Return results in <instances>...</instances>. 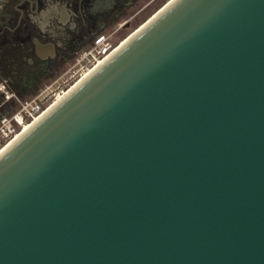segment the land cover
<instances>
[{
  "label": "water",
  "instance_id": "1",
  "mask_svg": "<svg viewBox=\"0 0 264 264\" xmlns=\"http://www.w3.org/2000/svg\"><path fill=\"white\" fill-rule=\"evenodd\" d=\"M0 264H264V0H176L6 151Z\"/></svg>",
  "mask_w": 264,
  "mask_h": 264
},
{
  "label": "flooded vegetation",
  "instance_id": "2",
  "mask_svg": "<svg viewBox=\"0 0 264 264\" xmlns=\"http://www.w3.org/2000/svg\"><path fill=\"white\" fill-rule=\"evenodd\" d=\"M157 0H0V115L37 93L99 35L129 30Z\"/></svg>",
  "mask_w": 264,
  "mask_h": 264
},
{
  "label": "built area",
  "instance_id": "3",
  "mask_svg": "<svg viewBox=\"0 0 264 264\" xmlns=\"http://www.w3.org/2000/svg\"><path fill=\"white\" fill-rule=\"evenodd\" d=\"M123 38L117 34L99 35L90 47L82 51L74 63L27 99H18L14 109L0 115V149L12 140L24 127L44 112L61 94L113 53Z\"/></svg>",
  "mask_w": 264,
  "mask_h": 264
},
{
  "label": "bare ground",
  "instance_id": "4",
  "mask_svg": "<svg viewBox=\"0 0 264 264\" xmlns=\"http://www.w3.org/2000/svg\"><path fill=\"white\" fill-rule=\"evenodd\" d=\"M176 0H169L165 6H163L158 12H156L152 17H150L145 23H143L138 29L131 33L127 38L120 42L117 49L108 55L105 59L97 63L92 69H90L86 74H84L79 80H77L68 90L61 94L44 112H42L38 117H36L30 124L26 125L22 131H20L12 140H10L5 146L0 149V157L8 151L17 141H19L30 129H32L36 124H38L48 113H50L55 107H57L63 100H65L73 91H75L82 83H84L93 73H95L100 67H102L109 59H111L115 54H117L125 45L133 39L146 25L153 21L157 16H159L163 11H165L170 5H172Z\"/></svg>",
  "mask_w": 264,
  "mask_h": 264
},
{
  "label": "rangeland",
  "instance_id": "5",
  "mask_svg": "<svg viewBox=\"0 0 264 264\" xmlns=\"http://www.w3.org/2000/svg\"><path fill=\"white\" fill-rule=\"evenodd\" d=\"M169 0H157L150 9H148L146 12H142L141 14V17H138L135 21H134V24L133 26L127 30L125 33H122L120 35H118V38L122 39V41L127 38L131 33H133L136 29H138L143 23H145L150 17H152L156 12H158L163 6L166 5V3L168 2ZM69 64V63H68ZM68 64L66 63L63 68L61 69L60 73H62L66 67L68 66ZM59 73V74H60ZM58 74V75H59ZM34 95V94H33ZM32 95L26 97V98H20V99H27L29 97H31ZM16 102L18 100H15ZM14 109V107H13Z\"/></svg>",
  "mask_w": 264,
  "mask_h": 264
}]
</instances>
